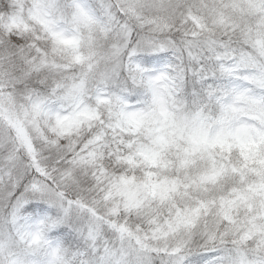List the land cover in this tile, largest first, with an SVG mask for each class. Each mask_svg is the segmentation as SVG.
<instances>
[{
    "label": "snow or ice",
    "instance_id": "6c2138e0",
    "mask_svg": "<svg viewBox=\"0 0 264 264\" xmlns=\"http://www.w3.org/2000/svg\"><path fill=\"white\" fill-rule=\"evenodd\" d=\"M0 264H264V0H0Z\"/></svg>",
    "mask_w": 264,
    "mask_h": 264
}]
</instances>
